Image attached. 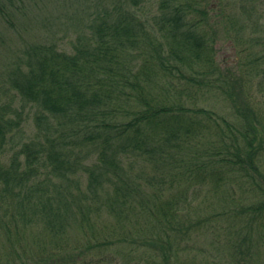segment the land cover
Segmentation results:
<instances>
[{
	"label": "trees",
	"instance_id": "16d2710c",
	"mask_svg": "<svg viewBox=\"0 0 264 264\" xmlns=\"http://www.w3.org/2000/svg\"><path fill=\"white\" fill-rule=\"evenodd\" d=\"M130 1L115 0L111 9L96 15L86 30L78 31L70 50L54 42H34L17 56L7 84L21 102L35 107V122L43 126L45 141L17 142L16 151L4 161V148L10 140L14 146L11 132L20 120L17 111L14 117L8 114L10 102L0 103V213H6L14 202L16 215L24 216L44 194L52 193L44 197L43 207L54 196H62L64 200L55 201L58 212L51 235L40 243L54 252L56 248L52 260L47 258L48 264H57L66 250L67 259L75 261V253L81 255L95 245L87 238L69 242L61 219L68 212L84 219L89 207L81 198L86 195L71 191L65 198L67 191L53 193L47 186L54 178L60 182L52 180L56 186L78 182L72 176L82 168L88 173L87 192L92 196L107 181L113 183L108 207L120 220H129L128 210L145 220L150 218L148 228L143 229L142 224L133 235L150 264H181L180 254L190 250L186 239L194 228L203 238L211 221L220 217L227 218L223 229L228 236L218 248L228 253L231 264L253 262L251 250H247L255 244L251 233L264 222V143L257 139L260 121L254 109L250 114L249 106L242 110L244 104L233 99L230 90L236 82L230 79L232 73L217 65L213 35L199 27L206 24L203 8L195 9L200 21L187 10L191 5L159 0L156 11L144 17L141 8L131 6ZM23 2L0 0V20L14 22ZM133 2L136 5L138 0ZM207 94L230 100L234 114L193 101ZM51 130L55 137L49 136ZM70 144L74 145L67 146ZM82 146L99 149L92 166H84L74 152ZM127 153L150 161L156 173L162 165L166 167L157 178L148 175L146 182L150 194L161 193L160 187L167 189V200H147L141 205L144 211L135 210L133 198L141 200L143 191L142 184H136L140 179L128 178L120 166V156ZM203 183L207 191L219 195L223 206L211 208L193 221L190 216L183 218L180 204L187 197L192 200L196 187ZM123 228L120 226V232ZM127 234V230L121 233L120 240L134 244L132 233ZM106 243L97 242L98 246ZM190 247L197 250L196 244ZM14 258L15 254H9L4 264L35 260Z\"/></svg>",
	"mask_w": 264,
	"mask_h": 264
},
{
	"label": "rangeland",
	"instance_id": "374dc122",
	"mask_svg": "<svg viewBox=\"0 0 264 264\" xmlns=\"http://www.w3.org/2000/svg\"><path fill=\"white\" fill-rule=\"evenodd\" d=\"M25 6L19 11L14 18V22L6 23L0 20V103L10 102L11 109L8 114L14 117L17 111L20 120L19 127H15L11 132L15 135V143L13 146L10 140L5 148L3 160L7 161L9 156L16 151L17 142H23L30 138L45 141L43 126H37L34 118L35 107L30 103H23L10 90L8 86V72L13 68L17 56L22 54L23 47L28 43H57L66 50H70L71 41L77 38L79 30H86L89 21L96 15H101L105 9H111L115 0H23ZM177 3L182 2L191 5V9H187L189 13L196 15L195 9L203 8L206 14V24L201 23L199 27L203 28L207 34L213 35L215 59L217 65L224 70L227 69L231 74L230 79L236 82L234 88L231 89L232 97L241 101L244 106L242 110L249 106L250 114L254 109L257 118L260 121L258 125L257 139H262L264 143V3L262 0H174ZM23 2V3H24ZM159 4V0H138L135 5L133 0L130 1L131 6L140 7L142 16L147 17L154 13ZM200 19V16L196 15ZM233 82V81H231ZM240 97V100L239 98ZM194 102L199 106L216 109L229 116L234 114V105L230 100H223L220 97L204 96L195 97ZM246 106V107H245ZM250 118V117H249ZM53 129V128H51ZM58 134V133H57ZM49 136L55 137L56 132L49 131ZM74 144L67 146L72 147ZM74 152L82 159L84 166L93 165L96 161L99 149L93 146H82L74 148ZM182 152V151H181ZM183 153V152H182ZM184 154V153H183ZM127 153L120 156V166L126 172L128 178L140 179L136 184H142L143 194L141 200L134 197L133 200L138 208L144 211L143 206L147 200L150 203L163 202L167 200V189L161 188V193L155 192L150 194L146 177L148 175L159 177L160 171L163 173L166 167H163L162 161L159 162L162 168L156 173L150 161L137 159ZM79 168L75 171L73 179L78 182L71 184L64 183L61 186L59 179H52L48 183L47 191L53 193H61L67 191L65 198H69L68 192L85 193L86 198H81L83 204L88 205V214L84 219L78 214H63L62 222L69 242L79 243L85 238L92 242L95 246L87 248L83 254H77L75 261L67 259L68 251L66 250L57 261V264H150L149 258L143 255L145 251L137 248L139 242L133 236L135 231L148 228L147 217L145 220L142 216L128 210L129 220H120L109 208V196L113 191V183L110 181L104 183L102 191H98L97 195L92 196L87 192L88 173ZM145 178V180H144ZM114 181L115 178H112ZM64 182V181H63ZM61 182V183H63ZM46 188V187H45ZM192 200L187 197L180 204L179 213L183 218L190 216L193 221L197 215H205L214 207H222L223 201L219 195H213L207 191L206 183L197 186ZM52 194V193H50ZM49 193L44 194L48 197ZM150 195V196H148ZM190 196V195H189ZM38 198L34 206L24 211V216H17L13 205L10 202L11 209L7 212L0 213V264L5 263V259L9 254H15V258H21L26 261L35 259L36 264H48V260H52L51 254L55 252L52 247H48L45 243H40L42 239H47L51 235V226L54 224V216L58 212L55 207V201H62V196H54L50 206L43 207L46 198ZM73 198V197H72ZM72 198L68 199L71 202ZM132 201V200H131ZM77 202V201H76ZM133 203V201H132ZM192 203V204H191ZM48 204V203H47ZM50 206V207H49ZM9 207V208H10ZM182 208V209H181ZM212 208V209H211ZM184 209V210H183ZM177 211V208H175ZM186 210V211H185ZM190 210V212H189ZM13 211V212H12ZM11 213L14 217L11 218ZM184 214V215H183ZM49 215V216H48ZM51 216V217H50ZM49 217L52 219L51 223ZM227 218H214L209 224V231H205V237L196 235L197 228H194L190 238H187L190 250L181 252L180 258L183 259L181 264H231L228 253L222 251L218 246H223L227 240V232L223 229ZM228 220L231 221L228 217ZM262 222V221H261ZM131 224L135 226H131ZM55 225V224H54ZM120 226L124 227L120 232ZM127 226V227H126ZM207 225L203 227L207 229ZM8 229V230H7ZM125 230L129 233L130 238L134 239V244H130L127 240L122 242L121 233ZM135 230V231H134ZM246 229L242 232L244 234ZM120 232V233H119ZM195 232V235L193 234ZM115 233V235H113ZM119 233V234H118ZM203 233V231H202ZM127 234V236H128ZM252 243L254 246L247 250H251L253 262L248 264H264V222L260 226H256L252 230ZM250 234V235H251ZM104 237L105 239H101ZM195 237V238H194ZM256 238V239H255ZM66 241L65 243H68ZM106 241L104 246H98L97 242ZM258 241V244H257ZM214 245H211V243ZM75 243V244H76ZM97 244V245H96ZM196 244L197 250L190 247ZM201 247V250H198ZM218 245V246H217ZM250 253L246 256L249 259ZM14 258V259H15ZM18 258V259H19ZM42 261V262H41Z\"/></svg>",
	"mask_w": 264,
	"mask_h": 264
}]
</instances>
